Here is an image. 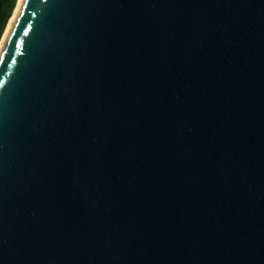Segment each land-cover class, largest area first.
<instances>
[{
	"label": "water",
	"instance_id": "obj_1",
	"mask_svg": "<svg viewBox=\"0 0 264 264\" xmlns=\"http://www.w3.org/2000/svg\"><path fill=\"white\" fill-rule=\"evenodd\" d=\"M16 6L0 264H264V0Z\"/></svg>",
	"mask_w": 264,
	"mask_h": 264
},
{
	"label": "trees",
	"instance_id": "obj_2",
	"mask_svg": "<svg viewBox=\"0 0 264 264\" xmlns=\"http://www.w3.org/2000/svg\"><path fill=\"white\" fill-rule=\"evenodd\" d=\"M18 0H0V40Z\"/></svg>",
	"mask_w": 264,
	"mask_h": 264
},
{
	"label": "bare ground",
	"instance_id": "obj_3",
	"mask_svg": "<svg viewBox=\"0 0 264 264\" xmlns=\"http://www.w3.org/2000/svg\"><path fill=\"white\" fill-rule=\"evenodd\" d=\"M20 2H21V0H18V4H19ZM16 12H17V6H16V8H15V10H14V13L12 14V16H11L9 22L7 23L6 29H5V31H4V33H3V36H2V38H1V40H0V50H1L2 46H3V43H4V41H5V39H6L7 35H8V33H9V30H10V27H11V25H12V22H13V20H14V18H15V14H16Z\"/></svg>",
	"mask_w": 264,
	"mask_h": 264
}]
</instances>
